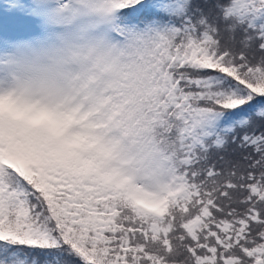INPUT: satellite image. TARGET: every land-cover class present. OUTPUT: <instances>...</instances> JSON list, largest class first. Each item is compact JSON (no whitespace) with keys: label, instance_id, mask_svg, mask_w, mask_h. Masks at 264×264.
Here are the masks:
<instances>
[{"label":"snow or ice","instance_id":"snow-or-ice-1","mask_svg":"<svg viewBox=\"0 0 264 264\" xmlns=\"http://www.w3.org/2000/svg\"><path fill=\"white\" fill-rule=\"evenodd\" d=\"M0 21V64L89 34L63 60L78 130L0 115V264H264V0H5Z\"/></svg>","mask_w":264,"mask_h":264},{"label":"clouds","instance_id":"clouds-1","mask_svg":"<svg viewBox=\"0 0 264 264\" xmlns=\"http://www.w3.org/2000/svg\"><path fill=\"white\" fill-rule=\"evenodd\" d=\"M89 34L72 30L56 35L43 48L24 50L15 54L12 63L0 64V115L8 123L15 109L29 106L41 109L38 119L59 130L76 131L78 116L64 75V54L70 44L88 40ZM19 115H24L20 112ZM79 139V138H77Z\"/></svg>","mask_w":264,"mask_h":264},{"label":"rangeland","instance_id":"rangeland-1","mask_svg":"<svg viewBox=\"0 0 264 264\" xmlns=\"http://www.w3.org/2000/svg\"><path fill=\"white\" fill-rule=\"evenodd\" d=\"M5 4V0H0V6ZM5 28L2 21H0V36L4 34Z\"/></svg>","mask_w":264,"mask_h":264}]
</instances>
